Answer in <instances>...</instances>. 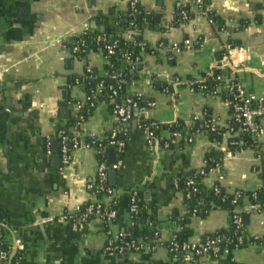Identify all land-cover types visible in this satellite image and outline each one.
<instances>
[{
  "label": "crops",
  "instance_id": "0c3cea01",
  "mask_svg": "<svg viewBox=\"0 0 264 264\" xmlns=\"http://www.w3.org/2000/svg\"><path fill=\"white\" fill-rule=\"evenodd\" d=\"M127 1L0 0V212L5 219L0 224L8 253L4 264L13 248L20 253L21 264H223L210 257L183 261L164 245L125 256L104 253L106 232L99 218L91 217L79 227L66 218L100 199L87 188L95 178L97 153L82 144L71 150L69 162L63 165L60 127L68 126L82 142L88 134L104 141L113 128L124 138V149L116 152L113 164L109 146L105 148L109 169L116 171L114 180L108 172L106 178L117 200V216L109 224L113 236L131 230L139 233L129 211V195L135 192L146 213L157 221L159 237L167 241L178 228L170 216L186 211L176 182L206 166L212 156L216 163L202 179L206 188L218 183L228 193L264 189V174L260 175L264 115L256 119L260 156L250 147L231 151L227 132L213 140L197 131L183 143L173 139L164 144L170 136L164 127L168 122L189 124L204 109L220 124H227L230 117L226 99L190 89L189 78L222 66L224 91L228 79H235L246 92L264 94V0H208L205 9L193 6L194 0H137L146 13L142 38L155 50L142 54L138 70L124 84L126 97L139 98L133 107L137 109L120 123L109 106L112 100H98L78 127L68 125L86 104L77 108V103L88 96L84 83H70V77L83 75L86 65L96 75H104L107 58L97 49L89 50L86 60L79 59L63 41L92 27L125 37L127 31L118 25L117 16ZM188 4L192 17L171 25L176 10ZM207 10L223 21L209 22ZM241 19L248 23L242 26ZM185 38L190 40L188 46L172 49L173 43ZM148 121L159 123L153 144L146 142L143 129ZM243 204L247 233L264 236V210L249 209L247 197ZM229 223V211L223 208L191 215L187 238L199 242ZM232 259L236 264H264V246L252 242L235 248Z\"/></svg>",
  "mask_w": 264,
  "mask_h": 264
},
{
  "label": "trees",
  "instance_id": "16d2710c",
  "mask_svg": "<svg viewBox=\"0 0 264 264\" xmlns=\"http://www.w3.org/2000/svg\"><path fill=\"white\" fill-rule=\"evenodd\" d=\"M195 4L196 3L193 2V6ZM207 4L208 0H201V3L196 5L198 8L205 9ZM190 6L191 5L189 4L180 6L174 14L171 25H178L180 23L188 21V19L193 15ZM182 12L185 13V16L182 15ZM207 14L218 24L223 21V19L213 11L207 10ZM145 18L146 13L143 8L138 5L137 0L135 3H133V0H128L125 10L118 13L117 23L125 31L133 30L130 38H125L121 34L109 36L105 32L100 31L98 28L92 27L85 29L79 33L72 34L63 41V45L68 47L69 49L74 46L78 47V50L73 55L78 57L79 59L86 60L88 51L97 49H100L104 56H106L107 58L104 75H96V72L93 70V68H90L86 65L83 75H73L70 77L69 82L74 83V78L77 76L79 81L84 83L88 95L90 96L91 93L95 90L96 85L99 81L102 82L103 87L102 94L93 99L94 103L90 105L89 101H91V99L88 100V102L75 113V118L73 117L69 119L68 125L74 124L76 127H78L81 120L86 119L91 114L98 100L103 101L107 99L110 101L111 99L112 102L109 103V106L112 110L114 109L115 105H125L124 100L126 98V95L124 93V90L121 89V86L129 81L138 70L142 59V54L155 51L142 38V25L143 23H145ZM240 22L242 23V26H245L246 23H248V20L241 19ZM107 44L115 45L112 53L107 52L105 48V45ZM127 56L133 61L136 60V64L133 68H131V65L126 62ZM87 68L90 69L89 72L86 70ZM227 68L232 69L231 65H228ZM222 69V66H214L208 71L202 73L199 78H189L188 81L192 83L194 91L200 92L202 94H217L226 99L228 101V112L230 115L229 119L227 120V124L229 127H232L233 130H237L240 122L237 121L233 116V103L235 100L234 94L229 88L234 84L235 79H228V86L226 87L228 89L224 91L221 87V83L223 82ZM112 74H116L119 81L111 78ZM121 79L123 81H120ZM109 86H113L115 88L118 86L116 95L112 96ZM131 99L137 103L139 98L134 96L131 97ZM214 119L217 120V118L212 116V114L207 109H204L199 116H194L189 124L183 120H174L172 122H168L164 124V127L169 131L170 136L168 139H164V141L167 140L169 142V145L171 144L173 139H175L179 143H183L184 139H192L191 137L193 133L197 131H204L210 136L211 139L217 140L218 137H220L227 130V127L215 124ZM151 122L153 121L145 122V125L148 126ZM154 123L157 125L156 128H153L154 138L156 139L158 136L159 123ZM60 129H63L67 134H71L68 126L60 127ZM174 133H178L179 135H173ZM239 138L243 139V143L240 145L229 144L228 147L231 151H237L246 147H250L257 152L258 156L263 154L262 150H256V148L261 147L260 143L258 141L256 143L253 142L251 137L245 132L239 131L237 136H234L230 140H237ZM209 158L210 160L207 161L206 166L203 167L204 174H199L194 171L189 176L181 178L176 182L177 188L182 191L186 211L182 215L174 214L170 216L172 223L175 224V226H178V228H175L172 235H174V241L180 245L184 242H188L189 240L187 238V222L189 216L196 214H206L211 208L227 209L230 215V223L228 227L221 228L213 233L207 234L204 239L201 240V242L215 239V244L220 249H222L224 246H227L230 252L228 256L224 260H222V263L236 264L232 259V249L243 247L251 242L263 241L264 244V236L256 237L254 235H249L246 231V225L243 222L239 227L236 226V224L233 222L232 217V209L234 205L231 204V200L235 197V193H238L239 197L237 198V204L240 208L245 205L243 204V197L248 198L249 204H253L255 202L264 203V189L258 188L254 191L236 190L235 192L228 193L225 192L218 183H215L210 188H206L203 185L202 179L206 172L216 163L213 162V156ZM262 165L263 167L260 175L263 176L264 161H262ZM189 180H191L192 183L187 184ZM215 188H217V192H215ZM98 196H100V194H98ZM136 204V213L130 214L132 224L140 226V231L139 233H135L132 230L128 232L123 231V240L138 241L140 239L144 241L155 238V232L159 236V232L156 231L155 227L157 221L150 214L146 213V211L143 209L144 202H142L137 196ZM111 207L117 209L116 198L114 204H112ZM83 209L84 207L80 208L76 213L69 216L78 217L83 212ZM243 213V210H241V217ZM91 217L92 216H90L88 220ZM0 221L3 223L5 221L4 216L1 212ZM4 232L5 228L0 224V245L3 248L6 244V241L4 239ZM240 236H242L241 242L238 241V238ZM160 245H164L167 247L169 245V241H161ZM176 255L178 258H180L178 252ZM10 264H21V255L19 251L14 254Z\"/></svg>",
  "mask_w": 264,
  "mask_h": 264
},
{
  "label": "built area",
  "instance_id": "2783aa9c",
  "mask_svg": "<svg viewBox=\"0 0 264 264\" xmlns=\"http://www.w3.org/2000/svg\"><path fill=\"white\" fill-rule=\"evenodd\" d=\"M196 4L201 3V0H194ZM136 0H133L135 3ZM207 14V13H206ZM182 15L185 16V13L182 12ZM207 18L209 22H212L213 19L210 18L207 14ZM132 24V23H131ZM133 33V30H128L126 33L125 38H130ZM190 44V40L185 38L181 43H173L172 49L179 50L182 46L186 47ZM114 44H107L105 48L108 53H112L114 49ZM227 52L226 56H228V52L231 49L230 44L225 46ZM72 54L78 50L77 46L72 47L69 49ZM126 62L134 67L136 64V60H131L128 56L126 57ZM88 72L90 71L89 68L86 69ZM111 78L117 79L116 74H112ZM120 81H123L122 79ZM79 82L78 77L74 78V83ZM188 86L190 89H193L192 83L188 82ZM102 87L103 84L99 81L96 85L95 90L91 93V96L88 95L84 102H78L77 108H79L83 103H87L88 100L90 105H92L93 99L97 96L102 94ZM117 88L113 86H109L111 90L112 96L116 95ZM230 90L234 94V103H233V111H234V118L239 121L238 129L233 130L232 127H229L228 124H220L218 120L214 119V123L217 125H223L227 127V132L229 138L228 143L232 145H240L243 143V139L239 138L237 140H230L234 136H237L238 132H245L247 133L253 142L258 141V123L256 119L262 115H264V94L257 95L252 92H246L244 88L238 83L236 80L232 86H230ZM125 105H115L113 112L116 115V118L120 123L125 122L131 115L133 107L136 105V102L133 101L130 97H126ZM157 125L154 122H151L148 126L143 125L144 133L146 142L148 144H153L156 140L154 138L153 128H156ZM239 130V131H238ZM173 135L178 136V133H174ZM58 140H59V154L60 160L63 165L67 164L71 158V150L77 146L85 145L91 146L95 149L97 153V162H96V174L93 182L87 184L88 190L91 191L92 194L98 196L100 194V199H97L93 202H89L83 209V212L78 217H71L67 216V220L72 224L74 227L82 226L90 216L99 218L105 225V232H106V239L103 244V252L108 254H114L118 256H125L132 252H139L141 250L150 249L153 250L162 241L158 234L155 232V238H151L148 240H138V241H125L123 240L124 233L118 232L116 236H113L109 227L110 222L117 216V209L112 208L111 205L114 204L116 193L115 190L108 186L106 182L107 172L109 169V165L107 164L105 158V148L106 146H113L116 149V152H122L125 146V141L119 131L113 128L106 136L104 141H101L97 137L93 136L92 134L87 135V140L84 142L81 141L76 135H71L65 133L63 129H60L58 132ZM164 144L167 146L169 142L166 140ZM257 145V144H256ZM255 145V146H256ZM258 147V146H257ZM256 150H261L260 147L256 148ZM115 166V165H113ZM199 174H204L203 168L195 171ZM192 183L191 180L187 182V184ZM217 188H215V192H217ZM239 197L238 193H235V197L231 200V204L234 205L232 212H233V222L239 227L242 224V217L240 215L241 208L237 204V198ZM249 209H263L264 210V203L255 202L253 204L248 205ZM129 211L130 213H136L137 211V204H136V194L135 192H131L129 195ZM158 232V231H157ZM257 237V236H256ZM169 241V245L167 246L168 252L177 256V252L179 254L180 259L187 262H199L204 257H210L215 261H222L224 260L228 254L229 250L227 246H224L220 249L215 244V239L206 240L204 242H184L181 245L174 241V235L167 240ZM238 241H242V236L238 238ZM252 243V242H251ZM258 244L263 245V241H259ZM234 249V248H233ZM232 249V250H233ZM8 256L7 251L0 245V264H4Z\"/></svg>",
  "mask_w": 264,
  "mask_h": 264
},
{
  "label": "water",
  "instance_id": "95a60500",
  "mask_svg": "<svg viewBox=\"0 0 264 264\" xmlns=\"http://www.w3.org/2000/svg\"><path fill=\"white\" fill-rule=\"evenodd\" d=\"M156 16L158 17V14H157ZM224 72H225V71H224ZM121 89L124 90V85L121 86ZM136 109H137L136 107L133 108V111H135ZM54 142H55V141H54ZM107 150H108L109 158H110L109 163H110V164H113V163L115 162L116 149H115V147H113V146H109ZM115 173H116V171H115V169H113V168H111V169L108 170V176H109V178H110L111 180H112V179L114 180ZM246 217H247V215H244V216H243V220H242L243 223L246 222ZM14 243H15V242H14ZM15 251H16V248H13V250H12V252L10 253L9 258H8V264L11 263V259H12V257L14 256Z\"/></svg>",
  "mask_w": 264,
  "mask_h": 264
}]
</instances>
